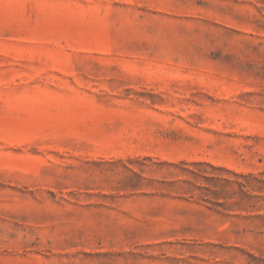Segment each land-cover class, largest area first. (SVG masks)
Returning <instances> with one entry per match:
<instances>
[{
  "label": "rangeland",
  "instance_id": "rangeland-1",
  "mask_svg": "<svg viewBox=\"0 0 264 264\" xmlns=\"http://www.w3.org/2000/svg\"><path fill=\"white\" fill-rule=\"evenodd\" d=\"M0 264H264V0H0Z\"/></svg>",
  "mask_w": 264,
  "mask_h": 264
}]
</instances>
